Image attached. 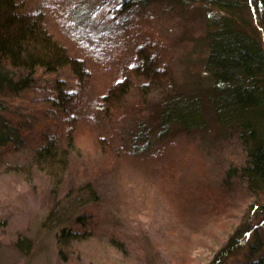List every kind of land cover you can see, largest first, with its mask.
<instances>
[{"label": "rangeland", "instance_id": "1", "mask_svg": "<svg viewBox=\"0 0 264 264\" xmlns=\"http://www.w3.org/2000/svg\"><path fill=\"white\" fill-rule=\"evenodd\" d=\"M20 1L26 8L40 10L48 31L73 56L83 59L88 72L80 88L68 67L54 71L38 67L28 75L24 89L0 91V112L9 124H16L23 139L19 149L12 140L0 147V264H210L233 240L239 242L240 251L224 264H246L254 228L259 237L253 241V255H264V228L256 227L264 191L257 196L239 192L242 185L236 180L230 184L232 190L227 188L220 178L222 171L207 159L211 151L205 132L173 129L158 139L157 129L151 131L153 102L142 105L140 124L148 135L139 142V147L144 146L141 151L130 141L129 125L137 121L135 114L120 118L125 121L116 130L117 122H97L100 98L149 38L164 43L165 59L188 74L187 87L194 85L198 74L188 62L198 55L205 31L203 4L181 6L156 0L127 7L132 0H123L125 4L120 0ZM246 5L243 16L264 48V22ZM13 73L17 80L26 72ZM59 87L74 93L63 107L56 105ZM68 117L75 119L77 151L71 156L64 186L54 193L45 174L13 168H29L27 153L38 135L53 126H66L62 120ZM107 127L115 136L114 163L97 174L95 140L111 138L104 132ZM96 134L100 136L95 138ZM208 136L211 140L213 135ZM214 205L218 212L211 208ZM89 211L98 213L99 230L93 239L78 245L68 260L60 259L55 239L59 228L71 225L78 216L85 218Z\"/></svg>", "mask_w": 264, "mask_h": 264}, {"label": "trees", "instance_id": "2", "mask_svg": "<svg viewBox=\"0 0 264 264\" xmlns=\"http://www.w3.org/2000/svg\"><path fill=\"white\" fill-rule=\"evenodd\" d=\"M154 1L132 0L126 6L150 5ZM172 1L181 6L193 2L203 4L205 31L200 37L198 55L188 62L195 66L190 70L198 74L194 77V85L187 87L184 80L188 74L174 68V62L172 65L165 59L164 43L149 38L136 48L134 60L127 70L100 98L96 109L97 122H117L113 128L116 130L125 121L120 118L135 114L137 121L129 125L130 141L141 151L144 146L139 147V142L148 135L140 124L142 105L153 102L154 127L151 131L157 129L158 139L165 138L173 129L185 133L205 132V138L197 134L204 138L208 152L211 151L207 159L210 157L208 161L222 171L220 178L226 181V187L232 190L230 184L236 180L242 185L239 192L247 191L251 196H257L264 191V48L243 12L248 4L254 13H260L263 24L264 0ZM38 67L47 71L68 67L80 88L84 87L88 72L83 59L73 56L48 31L39 9L26 8L20 0H0V91L24 89L29 85L28 75ZM16 70L26 73L15 80L13 72ZM57 92V106L63 107L74 99V93L67 92L66 88L59 87ZM1 113L0 147L11 140L18 149L23 147L16 124H9ZM72 118L62 120L66 126H53L42 131L27 153L29 168L15 165L13 169L23 173L38 170L48 177L54 193L59 192L66 181L71 156L77 151L76 123ZM211 126L214 134L209 130ZM106 129L104 132L110 139L95 135V138L99 137L95 140L96 149H100H94L100 162L95 170L97 174L103 167L110 168L114 163L115 136L109 127ZM208 135H213L211 140ZM95 197L96 194L93 199ZM218 207L224 208V205L218 204ZM218 207L211 208L217 211ZM83 208L86 210L88 206L83 205ZM259 211L262 217L256 227L264 228V204ZM97 218L98 213L89 211L85 218L78 216L71 225L59 228L55 239L60 259L68 260L78 245L93 239L99 230ZM253 230L244 259L246 264H264V255H253V241L259 237L258 230ZM249 233L247 231V235ZM240 247L238 241H230L210 264H224L226 258L240 251Z\"/></svg>", "mask_w": 264, "mask_h": 264}]
</instances>
